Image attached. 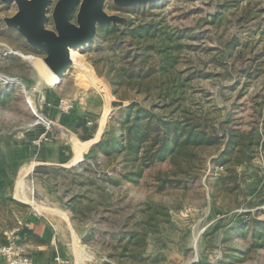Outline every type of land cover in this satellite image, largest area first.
<instances>
[{
  "label": "rangeland",
  "instance_id": "1",
  "mask_svg": "<svg viewBox=\"0 0 264 264\" xmlns=\"http://www.w3.org/2000/svg\"><path fill=\"white\" fill-rule=\"evenodd\" d=\"M235 1L159 0L141 8L136 5L118 7L113 0H105L103 5L107 14L121 16L127 21L159 19L163 15L172 27L188 30L181 39V48L174 51L178 57L171 73H182L181 77L189 73L202 74L187 81L185 99L175 114H182L184 109L197 116L203 115L207 133L212 135L214 129L220 136L219 142L188 148L187 154L174 164L163 162L146 166L145 163L123 162L121 154L101 157L100 164L95 167L88 163V158L65 171L58 167L37 166L28 176L24 175L21 159L34 129L47 121L45 111L53 108L58 99L68 97L76 102L81 93L89 95L105 89L111 99L108 122L119 109L112 102L121 97L127 98L124 105H128L130 99L146 106L153 101L163 104L157 93L160 86L165 85L160 82L165 76L154 74L151 79H144L139 93L117 88L118 93L114 94L113 73L118 68L123 71L122 65L125 69L127 60L123 63L118 53L109 50L114 34H105L97 26L94 39L76 49L74 64L59 78L60 82L47 84L32 62L34 59L42 61L45 53L32 48L15 29L6 26L4 19L14 15L17 6L0 2V178L6 180L3 182L8 186L26 182L38 200L44 193L38 190L39 184L32 176L50 185L48 202L40 205L48 211L60 209L64 212L62 217L69 219L79 235L83 234L78 242L97 264L116 263L115 257L109 256L115 252L113 233L126 230L143 216L148 217L149 203L163 204L169 211V221L163 222L164 211L159 209L158 225L151 220L145 222L144 228L142 222L135 225L139 232H150L147 243L153 239L154 249H164L165 252H159L165 257L163 264H264V247L249 248L251 238L243 225L231 228L239 217L250 215L264 220V125L260 124L261 144L251 163L237 167L240 173L238 188L233 187V181L221 182L219 177L225 173V166L214 161L221 152L225 130L246 129L251 97L259 91L264 92V70L257 78H247L230 70L229 62H221L223 44L234 33L245 41L244 47H236L241 51L233 62L236 67L249 63L253 51L256 54L264 49V21L256 29H241L236 23L245 3L221 11L222 3ZM55 2L51 1L47 11V29H54L51 15ZM253 3L257 9H263L256 21L264 19V0H252L251 7ZM76 12L77 8L70 17L72 22H75ZM254 23L248 24L254 26ZM153 60V57L147 58L141 71L149 69ZM139 63L137 60L128 65L126 71H137ZM85 68L88 71L83 72ZM238 77L239 82H236ZM167 109L162 112L167 113ZM233 161L234 158L230 163ZM165 176L189 181L184 187L158 190L157 185ZM1 195L2 245L7 242V233L14 224L10 205L15 207L18 203ZM17 199L23 201V198ZM33 208L38 210L36 206ZM229 253L237 254V258L228 256Z\"/></svg>",
  "mask_w": 264,
  "mask_h": 264
},
{
  "label": "trees",
  "instance_id": "2",
  "mask_svg": "<svg viewBox=\"0 0 264 264\" xmlns=\"http://www.w3.org/2000/svg\"><path fill=\"white\" fill-rule=\"evenodd\" d=\"M157 1L159 0L145 4L153 5ZM251 2L252 0H236L232 3H222L221 11L245 3L244 7L242 6V13L236 18L238 27L241 29L260 28L264 19L256 21V18L261 15L259 11L263 9H257L255 3L251 7ZM136 6L142 8L144 4H137ZM254 21V26L248 24ZM98 26L99 30L105 34H114L109 50L118 53V57L123 63L127 60V67L140 60L139 66L136 68L137 71L127 72V67L124 69V65L121 64L123 71L118 68L117 72L113 73L111 85L115 88L112 91L114 94L118 93L117 88L131 89L135 93H139L144 79H151L154 74L165 76V79L160 81L165 85L160 86L157 93L163 104L153 101L146 106L135 99H130L128 105H124L123 101L127 99L125 97L113 101L112 105L119 107L117 114L107 122L100 141L94 145L93 153L87 157L88 159L96 161L100 160L101 157L106 158L122 154L123 162L145 163L146 166L163 162L174 164L180 156L187 154L188 148L212 145L221 140L214 129L212 135L207 133L203 115L197 116L184 109L182 114H175L185 99L184 87L187 81L194 75L202 74L189 73L181 77L182 73H171L178 57L174 51L181 48V39L188 31L187 29L172 27L163 15L159 19H140L135 22L122 18L116 24L109 23ZM152 37L157 39L153 40ZM244 44L245 41L241 40L239 34L234 33L223 44L224 56L221 58V62L223 64L229 62L230 70L238 73L239 76L257 78L264 70L262 69L264 49L256 54L253 51V55L248 58L249 63L247 62L243 67L242 65L236 67L233 63L237 55H241V51H237L236 47H244ZM151 57L154 59L151 67L141 71L147 62V58ZM153 68L155 69L153 70ZM155 70L157 73H153ZM236 82H239V77ZM263 96L264 92L259 91L251 97V113L249 120L246 121V129L227 128L225 130L221 152L214 159L217 165L225 166V173L219 177L221 182L233 181L234 188L240 186L238 183L240 173L237 172V167L242 164H250L261 144L260 124L261 126L264 125ZM166 108H168L167 113H163L162 111ZM232 158L234 161L230 163ZM58 170L65 171L62 168H58ZM194 178L195 176L191 180ZM188 181L189 179L165 176L157 185V189L184 187ZM149 208L151 210L148 217L143 216L126 230L120 229L113 233L116 238L112 244L115 252L109 256L115 257V264H163L165 260L163 254L145 255L147 237L150 232H139L135 224L142 222L141 226L144 228L145 222L151 220L158 225L159 209L164 211L165 221L163 222H168L169 211L161 203H149ZM78 209L79 212H82L80 206ZM238 225H243L246 234L251 238L248 243L249 248L264 247V220L249 215L239 217L238 222L232 224L231 228L235 229ZM123 226L125 225L121 227ZM244 252H247V249ZM228 256L237 258L235 253H229Z\"/></svg>",
  "mask_w": 264,
  "mask_h": 264
},
{
  "label": "crops",
  "instance_id": "3",
  "mask_svg": "<svg viewBox=\"0 0 264 264\" xmlns=\"http://www.w3.org/2000/svg\"><path fill=\"white\" fill-rule=\"evenodd\" d=\"M110 104L108 91L101 89L89 95L81 93L68 115L58 111L56 105L46 110L50 126L47 127L44 123L34 129L26 154L21 159V163H24V175L28 176L37 166L66 170L87 160L105 130ZM32 178L39 184L38 190L44 193L40 200L30 191L26 182L8 186L3 182L6 180L0 178V195L18 203L15 207L10 205L14 224L9 230H17L16 243L19 250L36 264H97L93 256L88 255L78 242L79 236L82 237L83 234L79 235L69 219L62 217L64 212L60 209L48 211L45 206L40 205L48 202L51 186L41 178ZM17 197L23 198V201ZM34 206L40 214L33 212ZM154 244V240L150 239L145 255L164 251L162 248L154 249ZM165 256L167 258L166 254Z\"/></svg>",
  "mask_w": 264,
  "mask_h": 264
},
{
  "label": "water",
  "instance_id": "4",
  "mask_svg": "<svg viewBox=\"0 0 264 264\" xmlns=\"http://www.w3.org/2000/svg\"><path fill=\"white\" fill-rule=\"evenodd\" d=\"M52 0H0L15 3L17 11L6 17L7 27L15 29L34 49L45 53L43 61L60 77L72 66L70 50L89 44L97 26L116 24L122 19L103 10L105 0H56L52 10L54 29H47V11ZM156 0H113L118 7H130ZM76 12L75 22L70 20Z\"/></svg>",
  "mask_w": 264,
  "mask_h": 264
},
{
  "label": "built area",
  "instance_id": "5",
  "mask_svg": "<svg viewBox=\"0 0 264 264\" xmlns=\"http://www.w3.org/2000/svg\"><path fill=\"white\" fill-rule=\"evenodd\" d=\"M76 105L74 99L60 98L56 101V108L63 114L70 113ZM46 126H50V121H44ZM88 163L95 167L100 164V160H87ZM35 214H40L36 208H33ZM17 230L13 229L7 233V242L0 245V263L3 264H36L33 260L26 254L22 253L19 250V247L16 243Z\"/></svg>",
  "mask_w": 264,
  "mask_h": 264
},
{
  "label": "bare ground",
  "instance_id": "6",
  "mask_svg": "<svg viewBox=\"0 0 264 264\" xmlns=\"http://www.w3.org/2000/svg\"><path fill=\"white\" fill-rule=\"evenodd\" d=\"M76 49H78V48H74V49H71L70 50V56H71V59H72V64H74V61H75V56H76V52L75 51H76ZM32 62L34 63V65L37 68V70L39 71V74L43 78V80L45 81V83L53 85L55 83L60 82V79L59 78H61V77L59 75L53 73L47 67V65L45 64V62L43 61V59H42V61L39 60V59H34ZM82 70H83V72L88 71V69H86V68L85 69H82ZM83 75H85V74L83 73Z\"/></svg>",
  "mask_w": 264,
  "mask_h": 264
}]
</instances>
